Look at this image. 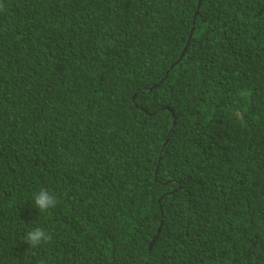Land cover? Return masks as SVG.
<instances>
[{
    "label": "trees",
    "instance_id": "obj_1",
    "mask_svg": "<svg viewBox=\"0 0 264 264\" xmlns=\"http://www.w3.org/2000/svg\"><path fill=\"white\" fill-rule=\"evenodd\" d=\"M0 264H264V0H0Z\"/></svg>",
    "mask_w": 264,
    "mask_h": 264
},
{
    "label": "clouds",
    "instance_id": "obj_2",
    "mask_svg": "<svg viewBox=\"0 0 264 264\" xmlns=\"http://www.w3.org/2000/svg\"><path fill=\"white\" fill-rule=\"evenodd\" d=\"M35 206L41 213H46L56 207L58 201L56 196L46 188H41L32 198ZM24 240L32 249L47 245L53 240V236L44 228L36 227L26 232Z\"/></svg>",
    "mask_w": 264,
    "mask_h": 264
},
{
    "label": "water",
    "instance_id": "obj_3",
    "mask_svg": "<svg viewBox=\"0 0 264 264\" xmlns=\"http://www.w3.org/2000/svg\"><path fill=\"white\" fill-rule=\"evenodd\" d=\"M192 33H193V29H192V32H191V35H190L189 39L191 38ZM185 52H186V49L182 52V54H181L180 58L178 59V61H180L182 59V57L184 56Z\"/></svg>",
    "mask_w": 264,
    "mask_h": 264
}]
</instances>
